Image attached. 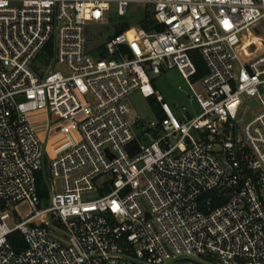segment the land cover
I'll list each match as a JSON object with an SVG mask.
<instances>
[{
    "label": "built area",
    "instance_id": "1",
    "mask_svg": "<svg viewBox=\"0 0 264 264\" xmlns=\"http://www.w3.org/2000/svg\"><path fill=\"white\" fill-rule=\"evenodd\" d=\"M134 5L147 28L87 46ZM262 22L264 0H0V264H264ZM174 69L192 117L151 83ZM135 90L162 113L138 131Z\"/></svg>",
    "mask_w": 264,
    "mask_h": 264
},
{
    "label": "rangeland",
    "instance_id": "2",
    "mask_svg": "<svg viewBox=\"0 0 264 264\" xmlns=\"http://www.w3.org/2000/svg\"><path fill=\"white\" fill-rule=\"evenodd\" d=\"M136 7H138V12H136ZM142 16L141 6H131L130 13L128 15L117 17L115 19H110L109 22L105 25H99L97 23H90L87 27V33L91 35V40L87 46L92 48L97 43L104 41L107 36L113 35L116 29L122 27L124 24L129 27L137 28V22ZM261 32V35H264V22H262L258 28ZM252 34H257L255 31L251 32ZM260 34V33H259ZM258 35V34H257ZM252 40L256 42L257 36H252ZM93 56L97 55V50L91 51ZM156 93L160 94L165 101H167L174 112L175 115L181 116V111L179 108L184 106L187 112V115L192 117L199 112V108L197 103L193 98H185L184 94H190L189 88L182 78L180 73L177 70H169L166 71L154 79ZM125 105L127 107L126 119L128 122L132 123L135 118H139L142 126L132 124L134 131H138L139 128H145L149 122H155L156 117L149 106L147 98L143 91L135 90L131 92L125 98ZM175 105H178L179 108H175ZM44 121L40 122V127H43ZM137 127V128H136ZM59 135L56 133L45 134L44 140L46 142V151L49 156H51L52 145L57 144V140ZM59 144V143H58ZM44 172H46V167L44 168ZM18 214H24L27 212L28 208L26 204H21L16 208Z\"/></svg>",
    "mask_w": 264,
    "mask_h": 264
},
{
    "label": "trees",
    "instance_id": "3",
    "mask_svg": "<svg viewBox=\"0 0 264 264\" xmlns=\"http://www.w3.org/2000/svg\"><path fill=\"white\" fill-rule=\"evenodd\" d=\"M146 23H147V20H145V18H141L138 21V25H140L144 28H147ZM128 27L129 26H127V24L126 25L124 24L120 29L125 30ZM189 55H190L191 59L193 60L195 66H196V74L192 77V80L196 81L206 74L207 69H206L205 63H204L200 53L197 50H190ZM151 83L154 87L155 86L154 79H151ZM147 101H148L149 106L151 107L155 117L158 119L162 118V113L159 110L158 102L155 99H153L152 97H147ZM36 188H37V192H38V196H39L40 201L43 204H47L48 186H47V181H46V172H44V169H42L41 171H38L36 173ZM54 222L57 224H60L59 220L56 218L54 219ZM7 238H8V242L10 243L11 247L14 250L19 251L24 247V241H23L21 234H19V232L14 231V232L10 233Z\"/></svg>",
    "mask_w": 264,
    "mask_h": 264
},
{
    "label": "water",
    "instance_id": "4",
    "mask_svg": "<svg viewBox=\"0 0 264 264\" xmlns=\"http://www.w3.org/2000/svg\"><path fill=\"white\" fill-rule=\"evenodd\" d=\"M257 104L254 100L251 101V107H256ZM249 117V114L247 115V118Z\"/></svg>",
    "mask_w": 264,
    "mask_h": 264
},
{
    "label": "bare ground",
    "instance_id": "5",
    "mask_svg": "<svg viewBox=\"0 0 264 264\" xmlns=\"http://www.w3.org/2000/svg\"><path fill=\"white\" fill-rule=\"evenodd\" d=\"M252 36H256V35H252ZM252 36H251V37H252ZM251 41H252L251 43H255V42L252 40V38H251ZM257 41H258V40H257ZM257 41H256V42H257Z\"/></svg>",
    "mask_w": 264,
    "mask_h": 264
},
{
    "label": "crops",
    "instance_id": "6",
    "mask_svg": "<svg viewBox=\"0 0 264 264\" xmlns=\"http://www.w3.org/2000/svg\"><path fill=\"white\" fill-rule=\"evenodd\" d=\"M164 73V72H163ZM155 79V78H154ZM184 97H185V94H184Z\"/></svg>",
    "mask_w": 264,
    "mask_h": 264
}]
</instances>
